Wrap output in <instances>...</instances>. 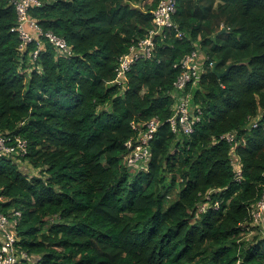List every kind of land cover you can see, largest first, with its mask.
Returning a JSON list of instances; mask_svg holds the SVG:
<instances>
[{
  "label": "trees",
  "instance_id": "trees-1",
  "mask_svg": "<svg viewBox=\"0 0 264 264\" xmlns=\"http://www.w3.org/2000/svg\"><path fill=\"white\" fill-rule=\"evenodd\" d=\"M39 1L29 16L72 55L43 34L36 57V40L20 50L14 0H0V134L27 150L0 157V212L21 213L20 264H264V236L244 239L240 226L264 190V0H177L182 37H156L124 86L113 82L118 58L152 28L158 0ZM193 50L206 58L189 89L200 120L175 134V65ZM216 60L219 72L230 66L221 78ZM154 117L150 159L132 173L123 162L131 123ZM233 131L237 144L220 140Z\"/></svg>",
  "mask_w": 264,
  "mask_h": 264
},
{
  "label": "built area",
  "instance_id": "built-area-1",
  "mask_svg": "<svg viewBox=\"0 0 264 264\" xmlns=\"http://www.w3.org/2000/svg\"><path fill=\"white\" fill-rule=\"evenodd\" d=\"M177 0H158L156 7L152 10V28L147 34L138 40L132 42L128 51L119 56L117 66L115 68L116 76L114 83L124 86L127 80V72L132 64L139 59H148L153 55L155 47V38H163L170 30L177 31V25L174 23L172 17L176 11ZM39 0H14L16 10V24L11 28L18 34L21 39L19 46L20 50H25L27 44L36 40L37 47L33 50V57L37 56L41 47L40 35L57 50L59 54L72 55L71 47L67 44L63 37L54 34L52 31L43 32L37 22L32 19L28 12L32 5L39 6ZM176 36L182 37V33L177 31ZM205 55H202L199 50H193L186 54L175 67H178L180 74L173 82L172 95L175 99L173 105V113L168 119L171 131L175 134L190 135L194 131L195 124L200 120L199 108L192 103V95L189 89L194 88L199 84L201 76L205 71ZM212 65V64H211ZM248 119L251 121L250 117ZM254 119V118H253ZM248 123V129L254 128L257 125V119ZM136 135L129 138L124 143L126 153L123 157V162L128 169L137 168L141 163L147 164L150 159V140L155 135L159 121L156 117L148 119L143 125L131 123ZM220 140H225L233 146L239 142L235 131L226 132L220 136ZM244 137L240 141L244 142ZM17 150L20 155L26 153V141L17 138L15 143L9 137L0 134V157L4 155H11ZM235 166V180H242L241 164L238 157H234ZM264 175V171H263ZM264 186V183H263ZM210 191L205 195V200L201 203H207L210 200ZM201 203L198 205L197 212H203L208 205L199 210ZM214 207L218 206V201H215ZM248 212L251 216V221L241 223L242 232L246 235L261 226L264 230V190L259 198L248 206ZM21 217L20 211H14L12 218L0 212V264H20L22 258H27L25 252L18 254L17 237L13 231L14 225Z\"/></svg>",
  "mask_w": 264,
  "mask_h": 264
},
{
  "label": "rangeland",
  "instance_id": "rangeland-1",
  "mask_svg": "<svg viewBox=\"0 0 264 264\" xmlns=\"http://www.w3.org/2000/svg\"><path fill=\"white\" fill-rule=\"evenodd\" d=\"M16 161L18 162L22 172L28 174L29 176H32V174L34 173V170L31 167H29L28 163L25 160L23 161V160L17 158ZM140 169L141 170H145L146 169L145 163H141V168L139 166L137 168H133V169H129V170H130V172L135 173L136 171H138ZM207 205H208L207 203H201L199 210L203 209ZM257 233H259L261 236H264V230L262 229L261 226H258V228L256 230L252 231V232H248L244 236V239H247V238L250 239L253 235H255ZM34 260H35V258H34Z\"/></svg>",
  "mask_w": 264,
  "mask_h": 264
},
{
  "label": "water",
  "instance_id": "water-1",
  "mask_svg": "<svg viewBox=\"0 0 264 264\" xmlns=\"http://www.w3.org/2000/svg\"><path fill=\"white\" fill-rule=\"evenodd\" d=\"M222 30H224L223 28H222ZM220 62V60H216L215 62H213L212 63V65H211V71L218 77V78H221V77H223L224 75H226V73L229 71V69H230V66H228L224 71H222V72H219L218 70H217V64Z\"/></svg>",
  "mask_w": 264,
  "mask_h": 264
},
{
  "label": "clouds",
  "instance_id": "clouds-1",
  "mask_svg": "<svg viewBox=\"0 0 264 264\" xmlns=\"http://www.w3.org/2000/svg\"><path fill=\"white\" fill-rule=\"evenodd\" d=\"M214 208H215V207H214ZM242 233H244V234H245V232H242ZM244 236H245V235H244ZM244 236H243V237H244Z\"/></svg>",
  "mask_w": 264,
  "mask_h": 264
}]
</instances>
